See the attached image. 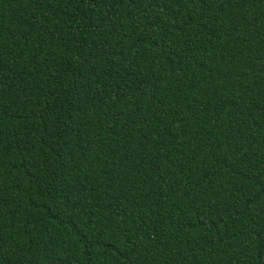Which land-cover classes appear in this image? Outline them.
Here are the masks:
<instances>
[{"label": "trees", "instance_id": "obj_1", "mask_svg": "<svg viewBox=\"0 0 264 264\" xmlns=\"http://www.w3.org/2000/svg\"><path fill=\"white\" fill-rule=\"evenodd\" d=\"M0 264H264V0H0Z\"/></svg>", "mask_w": 264, "mask_h": 264}]
</instances>
